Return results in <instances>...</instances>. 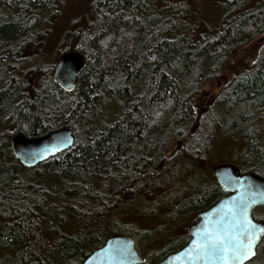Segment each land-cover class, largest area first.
Segmentation results:
<instances>
[{
	"label": "trees",
	"instance_id": "16d2710c",
	"mask_svg": "<svg viewBox=\"0 0 264 264\" xmlns=\"http://www.w3.org/2000/svg\"><path fill=\"white\" fill-rule=\"evenodd\" d=\"M65 1L0 0V77L12 66L16 79L10 98L0 102L13 133L34 137L68 126L74 135L69 148L33 167L0 139V264H76L112 234L149 237L110 216L154 193L176 139H183V162L191 164L202 150L209 160L224 133L233 145L216 163L237 162L264 176V0H223L214 26L194 0H92L90 19L73 17L56 52L77 50L86 59L69 92L51 79L52 66L38 60L47 25L61 17ZM253 41L260 48L251 71L226 78V56ZM27 54V72L36 78L29 97L17 90L23 78L16 75ZM211 78L224 84L220 112L206 104L202 120L197 101ZM106 100L116 107L112 120L93 113ZM194 124L200 137L188 130ZM198 179L191 196L166 197L170 224L225 194L213 176ZM181 233L169 236L187 237L188 228ZM245 264H264V236Z\"/></svg>",
	"mask_w": 264,
	"mask_h": 264
},
{
	"label": "rangeland",
	"instance_id": "374dc122",
	"mask_svg": "<svg viewBox=\"0 0 264 264\" xmlns=\"http://www.w3.org/2000/svg\"><path fill=\"white\" fill-rule=\"evenodd\" d=\"M92 0H66L64 6L61 8V17L55 18L52 24L47 25L51 30L47 31L49 35L48 40L45 41L41 48L38 60H42L44 64L50 65L55 62L58 55L56 52L63 46V32L67 27L69 21L74 17L81 22H85L90 19L89 4ZM199 8V14L207 21L209 25L214 26L221 18V14L224 11L223 0H194ZM68 36V35H67ZM258 46V45H257ZM254 45V41L241 46L240 48L230 52L226 56L224 62L225 76L226 78L231 75L240 76L251 71L253 64L258 56V48ZM42 52V54H41ZM31 62L28 64L30 65ZM28 65L23 63L17 71L19 77L22 76L21 87L25 88L27 80L32 79L36 81L35 75L27 74ZM25 73V75H24ZM231 77V76H230ZM23 84V86H22ZM25 85V86H24ZM223 82L211 78L206 82L202 89V95L197 101V110L199 117L202 120H206L204 112V106L213 105V112L218 117L219 113V101L222 96ZM107 106H97L95 112H98L102 119L112 120L114 118L115 108L110 100H106ZM206 108V107H205ZM220 112V110H219ZM95 125L99 124L98 120L93 122ZM192 126V125H190ZM189 130V129H188ZM5 128H1L0 133H3ZM195 135L200 137L195 131ZM224 133L217 138V142L214 143V148L209 153V160L207 164L203 163L202 158L197 157L194 163L189 164L183 162L180 156H176L172 159V163L169 167L163 170V174L154 190V193L150 196H137L135 199L126 203V205L117 209L110 216V220L119 221L124 223H134L149 233V238L155 237H168L169 235L182 234L184 228H189L190 224L194 220V215L191 217H185L175 224H170L167 221V199L169 193L180 191V195L191 196L194 194L196 183L198 182V176L212 178L211 165H215L216 162L222 159H227L230 151V146L233 145L232 138H223ZM175 143V142H174ZM170 145L166 151V156L171 154ZM204 159L206 155L202 156ZM197 166L196 168H194ZM197 169V171H196ZM199 170V171H198ZM196 183H195V182ZM198 184V183H197ZM182 189V190H181ZM253 216H264V207L257 206L253 209ZM175 236V237H176Z\"/></svg>",
	"mask_w": 264,
	"mask_h": 264
},
{
	"label": "water",
	"instance_id": "95a60500",
	"mask_svg": "<svg viewBox=\"0 0 264 264\" xmlns=\"http://www.w3.org/2000/svg\"><path fill=\"white\" fill-rule=\"evenodd\" d=\"M85 56L77 50H66L58 55L54 69L53 80L64 91H72L75 79L85 67ZM71 141V143H68ZM74 142V135L70 127L61 126L45 134L27 137L23 133H16L11 138V150L18 161L27 167L52 157L69 148ZM211 170L218 185L225 191L221 197L209 207L198 212V219L189 226L191 242L184 250L165 257L159 264H192L187 252L192 241L197 239V233L206 227H212L221 217H228L233 204L244 200L250 202L249 219L254 224L264 227V219H256L253 209L264 205V177L250 172L241 173L239 167L233 163H219L211 166ZM254 200L255 203H251ZM262 235L254 246V255L244 260L245 264L256 254V248ZM121 250L123 254H117ZM131 236L116 233L108 236L101 246L93 249L86 258L77 264H135L141 261Z\"/></svg>",
	"mask_w": 264,
	"mask_h": 264
},
{
	"label": "snow or ice",
	"instance_id": "6c2138e0",
	"mask_svg": "<svg viewBox=\"0 0 264 264\" xmlns=\"http://www.w3.org/2000/svg\"><path fill=\"white\" fill-rule=\"evenodd\" d=\"M249 207L248 200L233 204L228 217H221L212 227L197 233L187 252L192 264H242L253 256L257 240L264 235V227L249 219ZM117 254L123 252L118 250Z\"/></svg>",
	"mask_w": 264,
	"mask_h": 264
},
{
	"label": "flooded vegetation",
	"instance_id": "af4514ba",
	"mask_svg": "<svg viewBox=\"0 0 264 264\" xmlns=\"http://www.w3.org/2000/svg\"><path fill=\"white\" fill-rule=\"evenodd\" d=\"M262 36L264 38V33ZM257 47L260 48V45ZM24 59H26V61H24V63H26L28 65L30 63L29 54L25 55ZM55 62H56V60H55ZM55 62L50 64V66H52V72L50 75L52 80H53V69H54ZM47 64H49V63H47ZM27 74L29 75V72ZM30 80L31 79L28 80L27 86H25V88H20V85L17 88V90H21L22 92L26 93L28 97L30 94V91H29L30 90V88H29ZM53 82H54V80H53ZM15 83H16V79H15V76L13 74V67L11 66L10 68H8V71L6 73H3L2 76L0 77V97H1L0 101H2V99L8 100L10 98L9 95H11V93L14 91ZM4 100H3V102H4ZM12 104H13V102L11 103V105ZM2 105L3 104L0 102V126H1V128H5V131L3 133H0V139L3 138V136H4L7 139V142L9 143V147L11 149V138H12V136L16 133H21V132H14L13 133V128H12V126H10L11 121L8 120L9 115H8V112L5 108V105H7V104H5L3 107H1ZM197 128H198V126L195 124L189 127V132L191 133V136L192 135L196 136L195 130ZM257 134H259V135H257V139L260 140V138L263 137V135H260L261 134L260 131H258ZM187 137L190 138V136H187ZM236 137L240 138V135L237 134L235 136V138ZM3 140L4 139H2L1 142H3ZM170 145H172L171 149H170L171 150V154H170L171 158L174 159V157L180 156L182 159H185V155L187 154V150L184 149L183 139H181V138L176 139ZM205 154H206V152H203V150H202L200 152L199 158H202L201 160H203V163L207 164L206 158L204 159V157H202L203 155L205 156ZM219 163H227V162H219ZM219 163H215V164H219ZM229 163H233V164L237 165L239 167V170L241 173L250 172V173H253L257 176L264 177L262 175L254 173L253 171H246V170L241 169V167L238 165L237 162H229ZM212 175H213V172H212ZM213 177H214V175H213ZM214 179H215V177H214ZM202 210H204V209H202ZM200 211H198V212H200ZM198 212L196 213V216H195L193 222L198 219ZM132 239L134 242L135 249H136L138 255L142 259L139 263H135V264H159L165 257L184 250L185 246L191 242V238H190V234H189V228H188V236L187 237H171V236L155 237V238H149V237L133 238L132 237ZM257 247H258V245H257ZM256 250H257V248H256ZM82 261H80V262H82Z\"/></svg>",
	"mask_w": 264,
	"mask_h": 264
}]
</instances>
